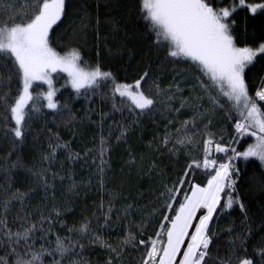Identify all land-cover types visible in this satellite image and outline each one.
Instances as JSON below:
<instances>
[{"label": "snow or ice", "instance_id": "1", "mask_svg": "<svg viewBox=\"0 0 264 264\" xmlns=\"http://www.w3.org/2000/svg\"><path fill=\"white\" fill-rule=\"evenodd\" d=\"M127 4L134 9L138 20L143 21L146 46L155 51L158 60L163 56L159 63L183 62L189 65V69H174L175 75L166 88L161 87L151 65L145 67L133 83H120L111 71H103L99 63L90 71L81 67L83 56L79 48L66 45V50L58 51L53 46L54 32L71 20L75 8L72 0H23L22 3L0 0V17H3L0 20V67L8 69L6 77L0 74V106L6 113L3 137L11 142L13 150H18L26 142L29 121L45 108L52 114L67 111V121H74V114L68 105H62L55 99L57 89L53 74L64 72L78 95L81 89L95 90L110 81V96L115 111L123 110L115 103L117 96L122 103L127 102L130 112L138 116L153 113L157 104L162 103L172 118L167 120L164 134L154 137L159 141L155 150L163 148L177 155L195 147L201 151L202 159L189 153L190 162L183 171L170 184L162 182V190L156 196L158 207L142 215L139 223L130 219L133 211L144 212L135 200L122 204L116 210L114 222L116 204L120 200L131 199V196H124L122 190L112 189L108 192L106 211L102 200L97 206L101 215L93 214L95 227L92 220L86 217L78 227L68 228L59 219L68 210L65 202L63 206L53 204L47 215L39 212L40 219L36 222H32L31 213H23V222L13 231L7 220L10 206L14 201L23 204L34 190H13L10 182L7 186H0V206L4 210L0 214V250H6L5 257H0V264H45L46 260L49 264H90L83 256L90 246H99L108 253L104 264H126L125 254L129 249H143L138 264H257V256L259 264H264V239L251 253L247 247L255 229L239 196L237 182L240 169L235 163L255 158L264 166V108L261 107L264 103V80L251 95L245 79L246 69L258 56L264 57V41L256 47H239L233 34L234 14L239 9L253 16L258 12L264 13V0L258 3L248 0H127ZM99 6L97 4V8ZM83 23L82 19L81 25ZM99 24L97 14V40L100 39ZM96 54L99 56V51ZM192 68L200 75L194 77L191 91L202 93L190 98L195 103L181 95L184 91L181 85L193 77ZM14 75L17 81L15 95L11 91ZM40 84L47 85V91L35 92V87ZM144 85H148L147 88ZM177 100L179 107H173V102ZM201 101H205L208 107L203 108ZM225 103L229 108H225ZM185 108H192L194 114L190 119L178 120ZM217 112L224 113L228 121H234V134L227 143L223 134L211 130ZM105 115H101V124ZM133 123L138 124L139 120ZM176 123L180 125L178 128ZM119 128L116 141H126L131 126L121 124ZM52 137L56 142L49 143V152L42 157L43 160L52 162L58 149L67 150L69 160L80 158L79 153L71 152L69 142L60 143L59 135L50 132V141ZM245 138H254V143L241 151ZM148 146L151 148L152 142ZM110 150L108 141L101 136L99 149H89L84 154L87 157L97 151L92 162L96 167L94 175L102 190L109 182L107 172L110 171V164L106 157ZM12 154L9 152V157ZM216 154L223 155L217 159ZM129 155L127 165L135 166V156L131 152ZM18 167H24L19 157L6 171ZM157 168L158 165L153 162L148 172ZM26 170L43 189L44 200H55L54 184L49 182L50 169ZM143 171L142 167L139 168V172ZM199 172L207 176L206 183L195 182ZM58 175L51 172L52 180ZM60 179L64 177L60 176ZM69 179L72 177L69 176ZM77 187V182L72 179L68 190L73 192ZM236 206L244 216L245 230L235 236H232L234 227L225 230L231 239L228 252L221 256L215 248L220 232L214 230L213 225L230 215ZM154 217L162 219L157 220L158 228L148 235L147 228ZM101 219L103 224H100ZM125 221V234L115 242L105 240L99 234L103 229L113 227L114 223ZM56 223L67 228L68 234L60 236L54 233ZM259 231L264 233V222H261Z\"/></svg>", "mask_w": 264, "mask_h": 264}, {"label": "trees", "instance_id": "2", "mask_svg": "<svg viewBox=\"0 0 264 264\" xmlns=\"http://www.w3.org/2000/svg\"><path fill=\"white\" fill-rule=\"evenodd\" d=\"M22 3L23 0H18ZM250 3H258L261 0H248ZM75 8L72 12L71 20L56 29L54 32L53 46L58 51L66 50L65 46L79 48L85 68L93 69L98 63L103 71H111L120 83H133L139 78L143 69L149 65L153 67L154 74L158 75L161 87L166 88L175 75L174 69H189L187 63L164 62L161 56L158 60L154 50L146 46L145 30L143 21L138 20L134 9H130L127 0H72ZM99 4V8H97ZM99 15V36L97 40L96 18ZM236 21L233 34L237 37L239 47H256L261 41H264V13L258 12L255 16L244 9H239L233 17ZM3 17H0L2 20ZM84 23L81 25V20ZM97 51L100 55L97 56ZM11 67V65H9ZM190 71L193 77L189 82L181 87L184 89L181 94L185 99H190L195 95H202L192 92V86L195 83V76L199 72L192 68ZM0 74L5 77L8 75V69L0 67ZM57 85V99L62 105L67 104L71 113L74 114V121L68 122V112L63 114H52L50 110L44 109L42 113L29 121V130L26 142L13 150L9 140L3 137L4 116L6 113L0 106V186H7L10 182L13 190L19 189L21 192H29L33 189L28 199L23 204L14 201L7 214L9 226L15 231L23 222V213L32 214V222L40 219L39 212L43 211L45 215L52 209L53 204L63 206L67 202V211L59 218L68 228L79 226L87 217L92 220L93 226H96V220L93 218L95 213L101 215L98 205L103 200L105 209L109 199L108 192L112 189L122 190L124 196H131V199L120 200L114 209L113 220L115 222L116 210L121 208L122 204L131 203L133 200L144 209V212L133 211L132 217L136 223L140 222L141 216L151 211L153 207H158L156 196L162 190L163 183H171L175 176L183 171L191 156L201 158V151L195 147L181 151L177 155L170 154L167 149L156 151L158 140L154 137H160L164 134V128L167 120L172 118L162 103H158L156 110L147 115L138 116L137 113L130 112L127 102H121L117 96L115 103L122 111L113 109V100L110 96L111 82L102 83L101 87L93 89H81L78 95L76 90L68 82L67 75L64 72L55 74ZM179 79V78H178ZM201 79H205L201 77ZM246 82L249 86V93L254 95L256 89L261 87V81L264 80V57L258 56L252 65L246 69ZM148 85H144L147 88ZM17 81L15 75L11 82V91L15 95ZM35 87V86H34ZM47 86L40 84L35 87V92H45ZM191 103H195L190 99ZM43 103H46L44 101ZM203 108L208 104L201 101ZM173 107H179V101L173 102ZM264 108V103H261ZM203 108L200 110L203 111ZM225 108L229 105L225 103ZM104 116L101 124V115ZM194 114L192 108L182 110L178 120L190 119ZM235 115V113H233ZM138 119L139 123L133 121ZM11 123V122H9ZM234 121H228L224 118V113L217 112L214 117L213 132L223 134L225 143L232 134ZM131 126V131L126 137V141H116L120 134L119 125ZM176 123L175 127H179ZM174 131V129H170ZM58 134L60 143L69 142L72 153H79L80 158L69 160L67 150L58 149L56 157L52 162L43 160L42 157L49 152V143H55V137L51 141L49 133ZM111 133V135H110ZM101 136L108 141L111 150L106 157L109 160L110 171L107 172L109 182L105 189H100L97 178L94 175L96 167L93 159L97 156V151L91 152L85 157V151L89 149H99ZM253 138H245L240 150L243 151L248 144L252 143ZM152 142V147L148 145ZM170 147V145H169ZM9 152L13 154L9 157ZM136 158V165L129 167L127 161L130 159L129 153ZM223 154H216L219 159ZM20 158L24 167H18L6 171L10 164ZM155 162L158 168L149 173V166ZM97 163L99 161L97 160ZM240 169V175L237 182V188L241 200L248 209L252 227L255 229L253 235L248 239L247 247L251 253L259 246V241L264 239V233L259 231L261 222H264V166L255 158L245 161L243 159L235 161ZM143 172H139V168ZM50 169L49 182L54 184L55 200H44V191L39 187L38 182L26 169ZM161 170L163 175H161ZM51 172L59 175L53 181ZM60 176L64 179L61 180ZM74 179L78 187L75 191L69 192V186ZM90 181V182H89ZM207 176L203 172L198 173L195 182L206 183ZM122 186V187H121ZM51 191L49 197H51ZM3 207L0 206V214L3 213ZM161 217H154L147 228V234L151 235L154 228H158L157 220ZM103 224V219L100 220ZM127 222L122 224L114 223L113 227L103 229L99 234L111 242L123 237ZM47 227V224H45ZM214 230L220 232L219 238L215 241V248L219 250V255H225L229 250V240L231 236L225 231L228 227H234L235 232L232 236L241 234L245 230L244 216L239 207L236 206L231 214L222 218L218 224L213 225ZM54 233L60 236L68 234L67 228H62L60 223H56L53 229ZM54 239V237H53ZM39 245L37 244V247ZM2 248V245H0ZM6 250H0V257H5ZM143 249L133 251L129 249L125 254L126 264H138ZM215 254V249H214ZM108 253L99 246H90L85 249L83 256L90 264H104ZM50 259V258H49ZM259 264V256L255 257ZM49 264V260L45 261Z\"/></svg>", "mask_w": 264, "mask_h": 264}, {"label": "rangeland", "instance_id": "3", "mask_svg": "<svg viewBox=\"0 0 264 264\" xmlns=\"http://www.w3.org/2000/svg\"><path fill=\"white\" fill-rule=\"evenodd\" d=\"M81 67H83V68H84L85 70H87V71L92 70V69L85 68V67L82 65V63H81ZM65 74L67 75V73H65ZM67 78H68V76H67ZM53 81H54V87L57 89L55 74H53ZM68 82H69V84L71 85V83H70V81H69V78H68ZM46 86H47V85H46ZM45 91H47V89H46ZM252 143H254V138H253Z\"/></svg>", "mask_w": 264, "mask_h": 264}]
</instances>
